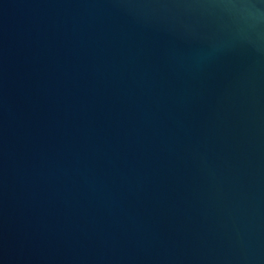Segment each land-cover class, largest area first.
I'll return each mask as SVG.
<instances>
[{
    "label": "water",
    "instance_id": "1",
    "mask_svg": "<svg viewBox=\"0 0 264 264\" xmlns=\"http://www.w3.org/2000/svg\"><path fill=\"white\" fill-rule=\"evenodd\" d=\"M0 264H264V0H0Z\"/></svg>",
    "mask_w": 264,
    "mask_h": 264
}]
</instances>
